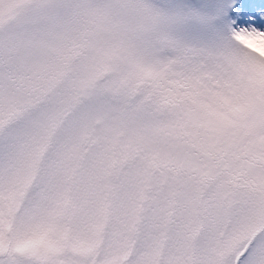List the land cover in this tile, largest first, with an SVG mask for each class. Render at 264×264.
I'll list each match as a JSON object with an SVG mask.
<instances>
[{"label":"snow or ice","instance_id":"obj_1","mask_svg":"<svg viewBox=\"0 0 264 264\" xmlns=\"http://www.w3.org/2000/svg\"><path fill=\"white\" fill-rule=\"evenodd\" d=\"M0 264H264V0H0Z\"/></svg>","mask_w":264,"mask_h":264}]
</instances>
